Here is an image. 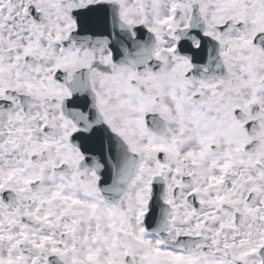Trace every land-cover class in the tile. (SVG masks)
I'll list each match as a JSON object with an SVG mask.
<instances>
[{
    "label": "snow or ice",
    "instance_id": "snow-or-ice-1",
    "mask_svg": "<svg viewBox=\"0 0 264 264\" xmlns=\"http://www.w3.org/2000/svg\"><path fill=\"white\" fill-rule=\"evenodd\" d=\"M0 264H264V0H0Z\"/></svg>",
    "mask_w": 264,
    "mask_h": 264
}]
</instances>
